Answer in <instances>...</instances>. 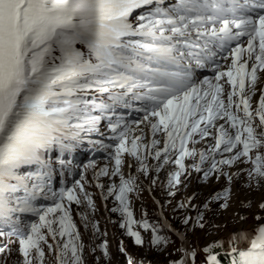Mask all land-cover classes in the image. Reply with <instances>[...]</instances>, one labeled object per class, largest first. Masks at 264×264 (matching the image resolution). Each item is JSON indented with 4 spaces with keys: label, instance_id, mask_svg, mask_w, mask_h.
<instances>
[{
    "label": "snow or ice",
    "instance_id": "obj_1",
    "mask_svg": "<svg viewBox=\"0 0 264 264\" xmlns=\"http://www.w3.org/2000/svg\"><path fill=\"white\" fill-rule=\"evenodd\" d=\"M138 9L145 11L134 16ZM245 37L246 47L239 43ZM233 41L238 43L230 50L233 59L228 70L217 67L215 83L197 82L196 70L207 67L216 55L212 45L218 42L223 48ZM258 72H264V0H0V221L15 217L18 224L16 213H34L39 218L15 229L23 264H33L34 259L44 264L42 245L58 251L57 264H82L83 245L71 216V205L81 203L77 187L53 192L58 202L47 208L37 207L34 201L46 189L51 191L48 153L57 148L61 154L70 151L81 133L97 130L102 116L92 113L112 108L88 98L91 92L108 93L113 103L129 96L144 102L145 115L139 123L147 122L153 137L150 144L143 143V134L130 138V127L121 130L119 120L110 123L111 131L118 133L112 175L121 173L125 154L140 163V171H147L144 160L153 149L154 159L179 167L172 176V182L179 184L186 171L185 158L197 155L188 147L199 142L194 136L208 137L216 121L226 119L235 131L230 133L220 124L211 151L220 152L223 146L233 155L219 161L213 157L205 178L218 165L231 166L247 158L254 164L249 178L259 183L264 180V154L253 157L251 153L264 148V94L255 112L250 103ZM221 80L230 88L227 93ZM157 134L166 137L162 147ZM198 155L200 164L208 159L205 152ZM31 166L36 170L29 171ZM192 168L202 171L198 164ZM98 175H109L107 167ZM224 175L231 181V175ZM134 185L133 177L120 175L119 187L113 185L110 191H118L115 198L121 205L113 211L127 215L128 234L143 245L141 233L132 229L137 221L129 210L128 193ZM78 188L84 192L83 184L78 182ZM229 192L221 194L225 200ZM84 195L94 206L91 196ZM142 227L147 231L151 225L143 221ZM10 234L0 231V235ZM49 236L65 242H57L54 248ZM243 241L247 250L231 249L237 254L233 264H264V225L254 234L232 237L233 244ZM168 242L159 234L152 241L155 245ZM101 247L107 255V242ZM216 247H223V242L203 249L207 264H220ZM196 257V250L187 249L173 264H196ZM128 260L132 264V258Z\"/></svg>",
    "mask_w": 264,
    "mask_h": 264
},
{
    "label": "rangeland",
    "instance_id": "obj_2",
    "mask_svg": "<svg viewBox=\"0 0 264 264\" xmlns=\"http://www.w3.org/2000/svg\"><path fill=\"white\" fill-rule=\"evenodd\" d=\"M137 13L140 11L133 15ZM259 78L264 79L263 72ZM263 85L264 82L261 80L256 84L257 88ZM256 97L255 91L251 102L256 104L259 101ZM88 98L111 104L112 108L103 113L99 110L92 113L102 116L97 130L81 133L80 140L70 151L61 154L57 148L48 153V158L52 161V175L49 181L51 191L46 189L34 201L37 207L47 208L58 202V199L52 196L53 192L58 194L61 189L77 187L81 203L71 205V216L79 230V242L83 245L82 264H129V257L132 258V264H173L174 261L183 258L187 249L197 251L196 264H207L208 253L203 249L217 242H223V247L214 249L217 259L219 260L223 254L230 259V264H233V258L237 254H231L233 253L231 249L238 247L240 250H247L248 244L247 241L233 244L232 237L240 233L254 234L259 226L264 225V208H261V204H264V180L257 183L256 179H250L248 175L249 171L254 169V164L247 158H242L231 166L218 165V170L205 178L204 172L209 171L213 157L219 161L233 155L224 152L223 146L220 152L211 151L215 144L216 127L210 130L212 134L209 136L213 138L201 139L196 135L194 139L199 142L189 143L188 147L194 148L197 155L185 158L186 171L181 174L179 184L172 182V176L179 171V167L171 162L162 164L161 161L154 159L153 149H149L152 154L144 160L147 171H140V163L134 157L125 154L121 173L112 175L115 167V146L118 143L115 136L118 133L111 131L110 123L119 120L121 130L125 127L123 115L129 106L128 97L124 102L113 103L108 93L93 91ZM254 106L252 105V110L255 112ZM238 114L243 115L242 112ZM139 118L141 119L140 116ZM255 123H259L258 118ZM141 134L142 142L150 144L153 137L149 138L146 132L131 131L130 138ZM200 152H205L208 156L203 164L199 161ZM258 153L264 154V148L254 149L251 155L254 157ZM144 154V150L141 149V155ZM163 158L162 156L161 160ZM60 159L65 160L63 165L59 163ZM193 164H198L202 171H195L192 168ZM105 167L109 175H98ZM28 170L35 171L36 167L31 166ZM224 173L231 175V181ZM120 175L125 179L129 177L135 179L134 190L128 193L129 210L133 214V219L137 221L132 225V229L141 233L143 245H137L135 238L128 234L127 215L119 210L113 211L121 208L120 202L115 198L118 191H110L113 185L119 187ZM78 182L83 184L84 192L91 196L94 206L88 205L84 192H80L78 188ZM204 185H209V188H200ZM226 189L230 192L225 200L221 194ZM218 195H221V198L217 199ZM225 203L226 208L223 207ZM15 216L19 217L18 224L15 217L12 221H0V231L11 233L0 235V249H4L0 252V264H23V257L19 251V235L15 229L38 222L39 219L34 213H16ZM185 219H188V223H185ZM143 221L151 225L147 231L142 227ZM201 224L203 227H200ZM152 228L157 231L154 233ZM156 234L169 242L153 244ZM57 242L62 244L65 241L59 240V237L54 241L49 236L48 243L54 248ZM104 242H107V255L101 247ZM42 246L45 251L44 264H57L58 251H51L46 245ZM8 249H11V252H8ZM219 262L225 264L221 260ZM33 264H39L38 259H34Z\"/></svg>",
    "mask_w": 264,
    "mask_h": 264
},
{
    "label": "bare ground",
    "instance_id": "obj_3",
    "mask_svg": "<svg viewBox=\"0 0 264 264\" xmlns=\"http://www.w3.org/2000/svg\"><path fill=\"white\" fill-rule=\"evenodd\" d=\"M246 40H247L246 37L245 38H242V40L239 41V43H243L245 45V47H246ZM236 43H238V42L237 41H233L232 44H230L229 46L226 45L223 48H221L219 46V43L218 42H216L214 45H212V51L215 52V54H220V52L226 51L228 49L227 54H220L218 56L215 55L213 57V60H216L217 57H222L219 65L217 66L219 68V70H221V71H227L228 68L231 66V62H232L233 57L230 55V50H231V48H233V47L236 46ZM229 47H231V48L229 49ZM251 63L252 62H249V66L250 67H251ZM216 68L212 69V72H209V73H207L205 71L196 70L195 77L194 78L196 79L197 82H202L204 79H210V80H213V82L215 83L216 81H215L214 77H215V75L217 73L216 72L213 73V71ZM260 74H261V72H258V76ZM263 74H264V72H263ZM260 80H261V82H264V79H262V78L260 79L259 78L258 81H260ZM219 82L221 84H224V87H225V90H226V93H227V91L230 90L229 86L224 83V80H221ZM247 88H248V85L246 83V91H247ZM256 94H257L256 99L259 100L260 96L262 94H264V85L263 86H260V87L258 86V88L256 86ZM128 98H129L128 99V103L129 104H133L132 106L135 109V113H134V115H132V112H129V113L126 114L127 117L125 115H123V123L125 124V126L130 127L132 131H142V132H146L148 134V137L149 138H152L151 130L148 127L147 122L139 123L140 121L143 120V117L145 115V112L144 111H141V109L144 107V102L134 100V99L131 98V96H129ZM250 103L253 106L255 105L256 107L254 106V108H256V109L259 106V101H257L256 104H255V102L253 103L251 101H250ZM139 116L141 117V119L139 118ZM216 122H217L216 123L217 124V133H216V135H218V126L220 124H224L225 127L228 128V130H229L230 133L233 131V129L230 128V125L226 122V119H224V120H217ZM156 138H158V139L161 140L160 147H162L163 142L166 140V137H164L162 134H157V137ZM206 138L207 139L208 138L211 139V138H213V136H208ZM205 187L209 188V185L200 186V188H205Z\"/></svg>",
    "mask_w": 264,
    "mask_h": 264
},
{
    "label": "trees",
    "instance_id": "obj_4",
    "mask_svg": "<svg viewBox=\"0 0 264 264\" xmlns=\"http://www.w3.org/2000/svg\"><path fill=\"white\" fill-rule=\"evenodd\" d=\"M234 254V253H231ZM236 254V253H235ZM219 260H221L222 262H224L225 264H230V259L228 257H225L223 254L220 255Z\"/></svg>",
    "mask_w": 264,
    "mask_h": 264
}]
</instances>
